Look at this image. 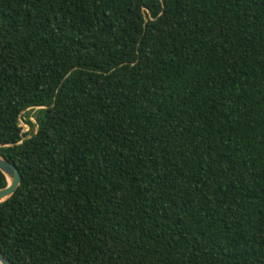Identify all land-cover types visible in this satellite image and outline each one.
<instances>
[{
	"label": "trees",
	"instance_id": "16d2710c",
	"mask_svg": "<svg viewBox=\"0 0 264 264\" xmlns=\"http://www.w3.org/2000/svg\"><path fill=\"white\" fill-rule=\"evenodd\" d=\"M0 156L12 264H264V0H0Z\"/></svg>",
	"mask_w": 264,
	"mask_h": 264
},
{
	"label": "water",
	"instance_id": "95a60500",
	"mask_svg": "<svg viewBox=\"0 0 264 264\" xmlns=\"http://www.w3.org/2000/svg\"><path fill=\"white\" fill-rule=\"evenodd\" d=\"M0 171L7 180V185L0 188V203L11 198L21 184V175L16 166L0 156ZM0 264H12L0 251Z\"/></svg>",
	"mask_w": 264,
	"mask_h": 264
},
{
	"label": "rangeland",
	"instance_id": "374dc122",
	"mask_svg": "<svg viewBox=\"0 0 264 264\" xmlns=\"http://www.w3.org/2000/svg\"><path fill=\"white\" fill-rule=\"evenodd\" d=\"M31 121L34 122V119H31ZM21 126L23 128V132H28L29 131V127L27 125H25L24 121L21 122Z\"/></svg>",
	"mask_w": 264,
	"mask_h": 264
}]
</instances>
